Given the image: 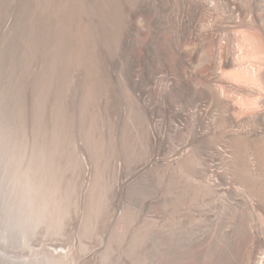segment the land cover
<instances>
[{
  "label": "rangeland",
  "instance_id": "rangeland-1",
  "mask_svg": "<svg viewBox=\"0 0 264 264\" xmlns=\"http://www.w3.org/2000/svg\"><path fill=\"white\" fill-rule=\"evenodd\" d=\"M78 1L73 0V10L61 9V33L73 30L75 20L77 27L71 31L76 36L90 26L84 0ZM135 1L151 5L150 9L163 3L169 16H160L159 36L172 45L179 28L178 18L172 15L178 11L181 15L180 7L174 0V4ZM27 2L0 0V264H184L178 255L186 245L214 236L229 217L220 202L199 198L193 205L181 198L182 204L192 205V211L189 207L184 214L174 211L172 177L163 166L151 167L119 186L120 177L147 151L139 139L146 126L140 108L127 106L109 88L108 76L119 74L123 45L117 43V35L115 42L110 41L108 0H92V45H77L79 41L72 45L58 30L53 36L48 32L37 36L28 28L33 16ZM236 2L240 23L233 28L232 45H247L248 50L250 45H259L254 49L258 52L264 48L263 33L244 26L243 21L253 8L264 17V0H254V7L251 0ZM48 3L51 11L55 9L53 2ZM217 6L214 18H225V10ZM53 13L56 10L51 18L57 19ZM170 17L176 21L170 23ZM143 21L140 25L134 22L132 47L137 56L143 55L138 46L143 40L153 43L149 17ZM196 42L190 45H212L208 40ZM88 77H92V87L86 84ZM127 108L133 114L128 115ZM133 109L138 112L136 118ZM166 132L171 136L165 133L163 148L169 151L175 136ZM131 143L139 145L136 151ZM243 147L251 150L248 142ZM236 187L250 199L244 186ZM263 216L264 203L254 205V230L264 233ZM261 252L264 256V249Z\"/></svg>",
  "mask_w": 264,
  "mask_h": 264
},
{
  "label": "bare ground",
  "instance_id": "bare-ground-1",
  "mask_svg": "<svg viewBox=\"0 0 264 264\" xmlns=\"http://www.w3.org/2000/svg\"><path fill=\"white\" fill-rule=\"evenodd\" d=\"M28 1L27 6H30L33 16L31 20L28 18V28L31 32L37 36L40 33L44 36V33L48 32L53 36V32L58 30L63 38L68 39L64 40L72 45L75 41H79L76 42L77 45H92V0H84L86 21L90 26H86L88 28L85 31L82 29L83 33H77L78 36L72 32L77 27L76 20H73V30L64 34L61 33L64 26L61 28L58 17L64 12L61 10L64 7L73 10V0H49L51 4L53 2L52 8H55L52 11L47 5L48 0ZM172 1L168 0L167 4ZM135 2L137 3L135 0H108L107 6L111 23L110 41L115 42L118 36L117 43L123 45L119 56L122 54L123 58L121 57L120 65L116 63L119 66V74L109 75V71L107 74L110 77L106 75L110 82L106 77L105 82L107 87L110 83V90L113 91L114 88L115 95L124 104L140 108L142 112H139L144 114L142 121L146 126V132L136 134L139 135L140 143L146 145L147 151L131 165L128 174L120 177L119 186L122 187L129 177L139 176L151 167H166L172 177L174 211L183 213L188 207L189 211H192V201L195 202L199 198L206 202H220L229 217L214 236L189 242L186 248L179 252L178 258L183 260L184 264H264L261 252L264 249V233L260 229L254 230V205L261 206L264 203V48L261 45L262 48L259 49L260 46L255 45L259 46L257 52L254 51L256 47L253 48V45H250V50L247 45H232L233 28L240 23V9L236 0H174L182 13L180 15L177 8L178 12L171 9L176 12V15L173 12L172 17L178 18L179 23L178 29L174 26L177 30L173 28L176 32L172 45L169 41H161L159 36L158 24L162 21L160 16H169L163 3L162 6L156 4L150 9L151 5L146 4L148 7H145L144 2H140L142 5ZM79 3L81 4V0ZM217 3L225 10V18H214ZM250 4L254 7V0H251ZM220 7L217 6L219 9ZM53 10H56V15L53 14L57 19L51 18ZM199 16V19L202 17L201 22L198 21ZM145 17H149L152 26L153 43L143 40L141 45H138L142 48L143 55L137 56L132 47L135 46L133 36L137 29L134 26L135 23L142 24ZM67 18L63 20H68ZM50 20H54L52 22L55 24ZM168 21L171 23L176 20L171 21L170 17ZM48 22L56 26L55 30L50 28L52 25ZM243 22L244 26L257 28L264 36V17L254 13V8L249 19ZM207 40L212 45H190L194 41ZM243 65H249L250 68L244 69ZM242 66L243 69L239 68ZM233 78L241 82L234 81ZM86 81L88 87H92V77H88ZM236 99H239V103ZM130 111L128 115L132 113ZM135 112L134 117H138L137 110ZM140 121L139 124L142 123ZM166 131L175 136L174 145L169 151L163 148V142L166 143L164 140L167 139H164ZM245 142L250 144V151L243 149ZM137 146L139 145H134L133 150ZM133 150L131 148L130 151ZM241 185L249 191L250 199L237 189L236 186ZM181 198L188 200L192 205L182 204ZM172 264L179 263L174 261Z\"/></svg>",
  "mask_w": 264,
  "mask_h": 264
}]
</instances>
